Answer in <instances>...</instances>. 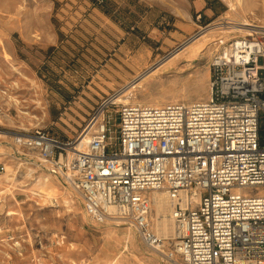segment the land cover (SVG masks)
Here are the masks:
<instances>
[{
	"label": "rangeland",
	"instance_id": "obj_1",
	"mask_svg": "<svg viewBox=\"0 0 264 264\" xmlns=\"http://www.w3.org/2000/svg\"><path fill=\"white\" fill-rule=\"evenodd\" d=\"M251 36L264 41V0H0V264H171L123 221L83 217L62 179L13 155V138L88 139L116 94L110 136L124 102L204 101L212 57Z\"/></svg>",
	"mask_w": 264,
	"mask_h": 264
},
{
	"label": "built area",
	"instance_id": "obj_2",
	"mask_svg": "<svg viewBox=\"0 0 264 264\" xmlns=\"http://www.w3.org/2000/svg\"><path fill=\"white\" fill-rule=\"evenodd\" d=\"M210 71L204 101L122 103L110 136L104 108L116 94L82 150L35 129L13 138V155L62 179L87 219L123 221L163 261L264 264V41L231 43ZM154 192L174 204L171 239L155 230Z\"/></svg>",
	"mask_w": 264,
	"mask_h": 264
},
{
	"label": "bare ground",
	"instance_id": "obj_3",
	"mask_svg": "<svg viewBox=\"0 0 264 264\" xmlns=\"http://www.w3.org/2000/svg\"><path fill=\"white\" fill-rule=\"evenodd\" d=\"M237 2L240 4L243 2V0H237ZM232 22V21H231ZM234 26H237V29H238V26H242V25H239V24H235L233 25L232 27L235 28ZM213 28V27H212ZM244 30H245V27H243ZM236 29V28H235ZM207 31V30H206ZM196 38V37H195ZM264 38V37H263ZM179 55V54H177ZM182 55V54H181ZM174 56V55H173ZM175 58V56H174ZM168 62V61H167ZM146 72H144L145 74ZM143 74V75H144ZM150 74V73H148ZM147 74V75H148ZM142 75V76H143ZM143 79V77L141 78ZM140 79V80H141ZM116 100V99H115ZM15 103H18L16 100H14ZM125 103V102H124ZM20 112V111H19ZM21 113V112H20ZM23 114H28L26 112H23ZM0 135H4L3 133H1ZM89 139V138H88ZM88 139L83 136V135H80L77 139V141H79V144L77 146L78 149H81L86 145ZM29 173H32V172H29ZM28 173V174H29ZM10 176V174L8 175ZM29 176H32L29 175ZM7 177V176H6ZM33 181H36V185L39 186L41 185L42 187L45 186L47 187L48 186V179L47 178H44L43 181L40 183L39 179H37V177L33 178ZM44 188V187H43ZM31 194L32 195H36V196H39L41 197L42 194L41 193H38L37 191H31ZM152 197H153V210L155 212V217H154V220H155V223H154V226H155V230L158 234L159 237L163 238V239H171L174 237V221L172 219V209L174 207V204L171 203L168 199V197L162 193V192H154L152 194ZM80 214L83 216V217H86V213L84 211V209L82 208V210L80 211ZM87 218V217H86Z\"/></svg>",
	"mask_w": 264,
	"mask_h": 264
}]
</instances>
